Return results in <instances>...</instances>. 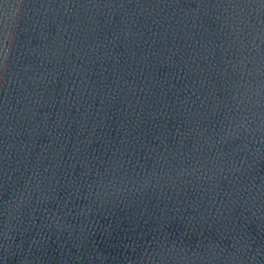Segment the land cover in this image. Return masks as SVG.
Masks as SVG:
<instances>
[{"label": "water", "instance_id": "water-1", "mask_svg": "<svg viewBox=\"0 0 264 264\" xmlns=\"http://www.w3.org/2000/svg\"><path fill=\"white\" fill-rule=\"evenodd\" d=\"M0 264H264V0H0Z\"/></svg>", "mask_w": 264, "mask_h": 264}]
</instances>
